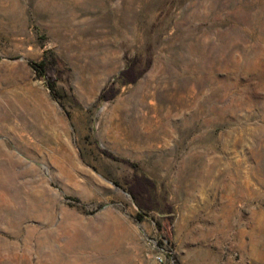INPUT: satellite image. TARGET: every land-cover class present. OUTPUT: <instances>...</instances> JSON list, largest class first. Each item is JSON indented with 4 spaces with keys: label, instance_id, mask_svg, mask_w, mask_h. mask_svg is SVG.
I'll return each mask as SVG.
<instances>
[{
    "label": "rangeland",
    "instance_id": "rangeland-1",
    "mask_svg": "<svg viewBox=\"0 0 264 264\" xmlns=\"http://www.w3.org/2000/svg\"><path fill=\"white\" fill-rule=\"evenodd\" d=\"M157 251L264 264V0H0V264Z\"/></svg>",
    "mask_w": 264,
    "mask_h": 264
},
{
    "label": "trees",
    "instance_id": "trees-1",
    "mask_svg": "<svg viewBox=\"0 0 264 264\" xmlns=\"http://www.w3.org/2000/svg\"><path fill=\"white\" fill-rule=\"evenodd\" d=\"M30 67L34 70L35 75L40 78H44L47 81V86L53 90L54 82L56 79V68L54 67V63L52 61H48L45 58H42L38 61H30ZM131 68L126 67L118 73L119 78H127L131 76ZM99 100L101 99V95L99 94ZM146 188V184L143 179L139 177H135L128 185L127 191L131 195L134 200H138L141 196L142 191Z\"/></svg>",
    "mask_w": 264,
    "mask_h": 264
},
{
    "label": "built area",
    "instance_id": "built-area-1",
    "mask_svg": "<svg viewBox=\"0 0 264 264\" xmlns=\"http://www.w3.org/2000/svg\"><path fill=\"white\" fill-rule=\"evenodd\" d=\"M153 260L156 264H173V261H168L163 251H157L153 254Z\"/></svg>",
    "mask_w": 264,
    "mask_h": 264
}]
</instances>
